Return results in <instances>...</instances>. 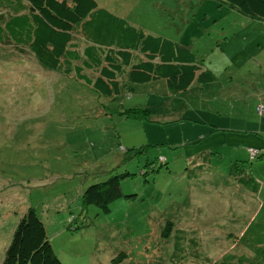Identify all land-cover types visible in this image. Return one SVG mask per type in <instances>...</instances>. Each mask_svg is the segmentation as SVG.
<instances>
[{"label": "rangeland", "instance_id": "1", "mask_svg": "<svg viewBox=\"0 0 264 264\" xmlns=\"http://www.w3.org/2000/svg\"><path fill=\"white\" fill-rule=\"evenodd\" d=\"M96 1L191 49L214 82L105 97L0 44V264L31 206L64 264H171L167 221L204 232L214 264H264V20L219 0ZM188 155L210 174L190 182ZM127 173L108 213L84 204L88 186Z\"/></svg>", "mask_w": 264, "mask_h": 264}, {"label": "trees", "instance_id": "2", "mask_svg": "<svg viewBox=\"0 0 264 264\" xmlns=\"http://www.w3.org/2000/svg\"><path fill=\"white\" fill-rule=\"evenodd\" d=\"M219 1L245 16L264 20V0ZM2 11L8 14H0V20L5 18L0 22V44L15 46L19 55L30 53L44 69L72 76L98 95L112 97L119 95L123 87L131 92L132 85L159 79L174 94L195 83L214 82L213 72L203 67L191 49L166 37L145 33L124 17L99 7L96 0H0ZM130 110L136 119L149 114L136 108ZM255 151L251 157L258 155ZM211 169L207 161L191 167L189 181L209 175ZM251 174L248 173V181L253 180ZM127 175L131 174L112 175L88 186L83 193L84 204L108 213L110 204L122 195L120 183ZM196 227L165 223L162 236L171 241V264H214L204 232ZM126 257L120 253L112 264H120ZM2 264H64L55 254L46 225L34 207H29L18 220Z\"/></svg>", "mask_w": 264, "mask_h": 264}, {"label": "crops", "instance_id": "3", "mask_svg": "<svg viewBox=\"0 0 264 264\" xmlns=\"http://www.w3.org/2000/svg\"><path fill=\"white\" fill-rule=\"evenodd\" d=\"M220 50H223V47L221 46V48H219ZM199 157V163H200V156H192V155H188V159H187V161H189V164L190 163H192L193 164V166H197L198 165V163H197V161L195 162V158H198ZM195 159V160H194ZM209 181V180H208ZM228 185H229V183H228ZM210 187V186H209ZM225 191H227L226 190V187L225 186H222V192H223V194H227Z\"/></svg>", "mask_w": 264, "mask_h": 264}, {"label": "built area", "instance_id": "4", "mask_svg": "<svg viewBox=\"0 0 264 264\" xmlns=\"http://www.w3.org/2000/svg\"><path fill=\"white\" fill-rule=\"evenodd\" d=\"M262 108H260L259 110H261ZM251 151V154L252 155H255L256 154V151L255 150H250Z\"/></svg>", "mask_w": 264, "mask_h": 264}]
</instances>
